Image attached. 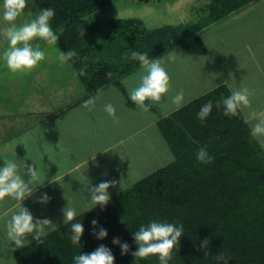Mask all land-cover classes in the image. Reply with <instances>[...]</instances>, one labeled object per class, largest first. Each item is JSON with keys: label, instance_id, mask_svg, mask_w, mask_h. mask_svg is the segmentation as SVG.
<instances>
[{"label": "trees", "instance_id": "trees-1", "mask_svg": "<svg viewBox=\"0 0 264 264\" xmlns=\"http://www.w3.org/2000/svg\"><path fill=\"white\" fill-rule=\"evenodd\" d=\"M28 1L37 12L45 8L55 11L50 26L65 53L70 49L77 52L71 61L85 88L82 96L87 98L111 84L124 90L121 77L140 67L139 61L130 58L133 50L150 58L176 46L191 53L206 52L208 47L199 30L253 0H209L208 17L196 28L193 24V33L185 24L149 27L137 17H90L111 0ZM66 20L69 22L59 28ZM85 66L82 76L79 70ZM230 94L228 86L221 84L159 120L174 159L112 196L107 206L97 205L77 217L85 228L82 247L70 241L71 224L62 223L42 244L34 240L19 248L15 252L18 263L73 264L75 255L91 253L103 244L112 250L115 264H159L157 256L136 260L131 255L137 250L133 232L157 220L184 225V235L169 264H223L215 259L220 254L228 258V264H264V149L251 137L242 111L225 116L222 105L215 107ZM209 101L213 110L201 123L197 113ZM129 102L133 103L130 98ZM203 146L213 157L210 164L196 158ZM122 218L126 222L122 223ZM93 220L107 230L106 239L93 235ZM114 238L130 245L127 255L113 244ZM204 241L209 242L206 250Z\"/></svg>", "mask_w": 264, "mask_h": 264}, {"label": "crops", "instance_id": "crops-1", "mask_svg": "<svg viewBox=\"0 0 264 264\" xmlns=\"http://www.w3.org/2000/svg\"><path fill=\"white\" fill-rule=\"evenodd\" d=\"M255 3H259L260 7L255 6ZM249 4L252 7L251 14L260 15L259 19L254 20L253 16L245 19L244 15L247 8L243 9L242 7V9L235 10L227 16L229 32L227 30L226 38L224 37L222 41H219L222 46L218 53L220 56L224 52L227 53V58L216 57L214 62L212 61L213 63L202 64L203 69L200 68L201 65L199 67L196 65L201 74L198 73L197 76H193L195 79L191 76L190 79L195 87L199 84L197 89L201 90L202 87L204 92L201 95L221 84H226L225 81L232 88L246 86L259 95L258 98L253 99L252 107L261 109L264 108V8L262 9L264 0H253L246 5ZM216 26H211V29ZM176 47L179 48V46ZM180 47L184 49V47ZM192 54L202 55L209 60V56H211L208 50L204 53ZM178 55V61L186 63L183 56ZM161 58L164 62L167 60V56ZM166 65L169 67H166V70L169 73L171 84L169 93L166 95V102L161 101L160 104H153V102L148 101V103L157 106L158 110L160 108L159 115L156 113L157 110L152 107L148 112H144L135 103L129 102V88L135 86L133 80H128L129 87L123 83L124 90L111 84L101 92L90 96L97 97L96 106L92 111L82 107L84 101L90 98H83V94L66 105L57 102L51 106L50 100H48L32 105L31 109L12 108L11 98L0 101V167L3 166L4 159L15 160L20 164L19 174L23 176L25 169L21 161H25L28 165L36 164L39 172V185L33 195L22 202L23 206L30 209L34 218H48L54 224H62L63 215H59L56 211H61L68 205L69 201L73 207L85 203L90 197L89 189L91 186H96L104 181H112L110 175L118 171L115 168L118 156L121 158L119 159L120 163L118 162L120 165L132 158L129 154L119 155L122 150L128 152L125 147L127 142L135 140L141 132L148 129L156 130L158 128L160 130L159 120L175 111L174 105L169 104V97L181 90L190 92L189 87L186 90V86L180 85L182 80L180 66L178 70H174L176 64L173 66ZM214 65H218L217 69H221L222 72L229 69L232 76L235 74L237 79L230 81L229 78L232 76L221 77L216 81L214 80L215 82L212 84H204L208 83L207 80L211 76V78L215 77ZM189 68L185 65L186 72ZM137 69L139 71L140 67ZM137 69L128 75L132 73L134 75L138 72ZM186 72H184V76L187 77L188 72L187 74ZM126 76L127 74L123 75L121 81H124ZM42 81L44 79L40 77L37 86L28 88L32 95L42 88H46V90H42L41 93H47L49 87L45 81L41 86L40 82ZM184 82L188 85L189 77L187 80L184 78ZM73 83L74 81H71V84ZM74 87L72 85V88ZM28 89H22L21 92L18 89V91L25 95ZM11 91L12 96V88ZM19 92L16 90L15 94ZM107 100L116 106L119 123H114L112 118L104 112L103 109L104 105L108 103ZM186 101L185 98V104ZM25 102L28 103L29 101ZM246 112L247 109L242 111L243 116ZM131 116H139L141 122L136 123L135 119H131ZM126 122L129 124L127 128ZM113 155L117 156L114 157ZM102 157L104 159L101 161ZM54 177L55 183L50 182ZM24 178L25 180L29 179L28 176ZM52 184L58 187L55 192L48 189V186ZM43 193H47L51 198L46 205L37 202ZM16 203L11 198H5L3 202H0V264H19L15 256V252L19 248H15L14 243L7 238L5 229L6 221L17 211ZM28 239L32 241L34 238L30 235Z\"/></svg>", "mask_w": 264, "mask_h": 264}, {"label": "clouds", "instance_id": "clouds-1", "mask_svg": "<svg viewBox=\"0 0 264 264\" xmlns=\"http://www.w3.org/2000/svg\"><path fill=\"white\" fill-rule=\"evenodd\" d=\"M2 12L0 19L5 23L0 27V35L8 42V47L0 55L7 69L12 73H28L39 66L40 62L45 59V51L41 50L39 44L33 46V41L40 39L48 44L57 41L58 37L50 26V21L55 16L52 8L41 9L34 19L17 25L15 22L20 17L26 7L27 0H3ZM85 32H81L84 35ZM78 54L75 50H69L67 53L60 52V62L66 63ZM167 60L174 62L178 56L177 51L166 53ZM125 55V59H128ZM133 61H139L140 70L133 77L122 81L126 87H129L128 80L135 82V86L129 88V98L144 112L150 110L147 101L153 104H160L162 97L169 93L171 84L170 76L164 66L163 58H150L147 53L132 51L131 57ZM86 59V58H85ZM80 75L86 74V66L79 70ZM111 77V72L107 73ZM226 85L230 88L231 94L217 102L215 107L224 108L225 116H237L241 111L247 109L244 116V122L249 124L251 137L264 148V108L255 109L252 107V97L255 95L253 90L246 86L232 88L227 81ZM97 97H90L84 101L82 107L92 111L96 106ZM185 102L183 90L169 97V103L174 105L175 110H179ZM104 112L112 118L114 123H119L117 117L116 106L108 102L104 105ZM213 103L209 101L203 105L197 113L201 123L211 114ZM197 160L204 164L213 162V157L209 154L207 147H201L197 152ZM174 159V157H172ZM25 169L24 175L19 174L20 164L15 160L4 159V164L0 167V202L5 198H11L16 201L15 211L10 219L6 221L5 229L7 238L12 241L15 248H24L31 241L28 237L31 235L38 244L43 243V238L50 231H55L59 225L54 224L51 219L34 218L29 208L23 206V201L33 195L39 185V172L36 164L28 165L25 161H21ZM25 176L29 179L25 180ZM55 183V177L50 181ZM116 181H104L96 186H91L90 197L88 203L79 211L76 207L68 205L62 211L64 225L71 224L70 241L73 245L82 247L81 240L85 232L82 222L77 221V217L93 210L97 205L107 206L111 200L109 189L115 187ZM121 188L123 189L122 182ZM47 193L41 194L38 203L46 205L50 201ZM122 223L126 222L122 218ZM93 235L100 240L106 239L108 232L99 226L97 220H93ZM99 228V231L96 229ZM184 235V225L169 223L167 221H149L147 225H141L138 230L133 232V239L136 242L137 250L131 252L135 259H145L150 256H157L159 264H169L172 260V253L179 244ZM208 241H204L203 248L206 250ZM113 244L121 248V254L127 255L130 252V245L127 242H121L119 238L113 239ZM15 250V249H14ZM218 262L228 264V258L223 254L215 257ZM73 264H115V256L111 249L101 244L91 253H79L73 257Z\"/></svg>", "mask_w": 264, "mask_h": 264}, {"label": "rangeland", "instance_id": "rangeland-1", "mask_svg": "<svg viewBox=\"0 0 264 264\" xmlns=\"http://www.w3.org/2000/svg\"><path fill=\"white\" fill-rule=\"evenodd\" d=\"M28 2L29 1L27 0V3ZM208 2L209 0H111L110 2L102 6L98 11L91 14L90 17L100 19H106L110 17H137L142 19L149 27H156L167 23L178 25L185 24L189 32L193 33L195 32L196 26L198 27L199 23H205V17H208L209 13L208 8L206 7ZM254 5L260 7L259 3H255ZM242 8H247L246 14L244 15L245 19L251 18L252 16L254 20L259 19L260 15L251 14L250 10L252 7L250 4ZM263 8L264 7H262V9ZM0 12H2V7H0ZM37 13L38 12L36 11V8L27 4L24 13L20 17H18L15 23L17 25H20L24 22H28L29 19L35 18ZM217 22H213L202 29L200 28L201 30L198 29L201 35L203 36L205 44L208 47V52H210V60L206 57H203L202 55H196L192 53L188 54L189 52H187L185 48L183 49L180 46L179 48L175 47L172 48L171 51L169 50L166 52L170 53L176 50L177 54L182 55L186 61V63L184 61H178V55V58L174 62H170L167 60H165L164 62L165 68H169L166 64L172 66L176 64L174 70H178V67L180 66L182 75L180 85L182 87L186 86V90L189 87L190 90V92L183 91L185 98L187 99L186 103L192 101V99L196 98L204 92L202 91V87L201 90L197 89V86L199 84H197L195 87L190 79L191 76L193 79H195V77L193 76H197L198 73L201 74L197 67L201 65L200 68L203 69L202 64L213 63V60L216 57L226 59L228 56V54L225 52L221 56L218 55L219 48L222 46L219 41H222L224 37L226 38L227 30L229 32L228 21L226 18H223ZM4 23L6 22L0 19V27H3L5 25ZM193 24H195V28ZM213 25H217L215 28H212L216 30L211 29V26ZM38 44L40 45L41 50L45 51V59L40 62L39 66L31 72L12 73L7 69L4 61L0 59V101H6V98L10 100L11 98L12 108L24 107L31 109L32 105L37 104L39 102H47L48 100H50L49 102L51 106H53L57 102H59L61 105H66L72 102L73 100L75 101V99L79 98L83 94V90H85L84 85L81 82L72 61L69 60L63 64L60 62L59 54L61 51H64L59 45L58 41L52 44H48L43 40H39ZM7 47V40L2 35H0V55H2L3 51ZM166 53L159 55L155 58H161L162 56L166 57ZM185 65L190 67L187 71V77L184 76V72H186ZM217 66L218 65H214L216 73L215 77L211 78V76L209 80H207L208 83L204 84H212L221 77L227 78L229 76H232L231 71L229 69H227L225 72H222L221 69H217ZM133 76V73L129 75L127 74V76L124 77V80ZM40 77L44 79L46 85L49 87V90L46 91L47 93H41L42 90H46V88H42L40 90H37V93H34L32 95V92L29 89L38 85V80L40 79ZM188 77L189 82L187 85V83L184 82V78L187 80ZM232 79L236 80L237 76L234 74L232 77L229 78L230 81ZM44 81L40 82L41 86L44 84ZM71 81H74V83L71 84ZM72 85L75 87L72 88ZM11 88L13 90L12 96ZM25 88H29L26 94H20L22 89ZM18 89L20 92L18 91ZM16 90L17 92H19L18 94H15ZM258 97L259 95L255 94L252 97V101L253 99ZM27 100L29 102L24 103V101ZM108 101L110 100H107V102ZM162 101L166 102V96L162 98ZM160 112V108L158 110L157 107L156 113L159 115ZM137 115H139L138 112ZM138 117L139 116H131V119H135L136 123H140L141 119ZM132 125H134V122H132ZM128 126L129 124L127 123L126 128ZM125 145L126 150H128V152L122 150L119 152V155L123 156L125 154H129L132 158L126 160L122 165L118 164L119 159H121L120 156H118V159H116L115 168L118 169V171L113 175H110V180L116 181L117 184L115 187L109 189L110 196L121 192L125 188L131 186L141 178L145 177L146 175L170 163L173 160L172 157H174L173 152L170 149L171 147L168 145V143L166 144V140L164 139L162 133L160 132V130H158V128H156V130L148 129L145 132H141L135 140L127 142ZM113 156L115 157L117 155ZM103 159L104 157L101 158V161ZM121 182L123 189L120 186ZM57 188L58 187L55 184L48 186V189L51 192H55ZM87 200L85 201V203H82V205L76 206L78 211L88 203ZM56 213L62 215V211H56ZM34 240L35 239H33L32 241Z\"/></svg>", "mask_w": 264, "mask_h": 264}, {"label": "water", "instance_id": "water-1", "mask_svg": "<svg viewBox=\"0 0 264 264\" xmlns=\"http://www.w3.org/2000/svg\"><path fill=\"white\" fill-rule=\"evenodd\" d=\"M69 22V20H66L64 23H62L60 26H59V28H62V27H64L67 23ZM175 120V119H174ZM181 127H183L184 128V126L181 124V123H179L177 120H175ZM188 132V131H187ZM189 133V132H188ZM190 134V133H189Z\"/></svg>", "mask_w": 264, "mask_h": 264}]
</instances>
